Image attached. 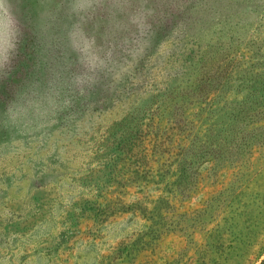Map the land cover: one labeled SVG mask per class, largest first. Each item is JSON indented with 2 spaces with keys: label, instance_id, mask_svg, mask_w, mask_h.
<instances>
[{
  "label": "rangeland",
  "instance_id": "1",
  "mask_svg": "<svg viewBox=\"0 0 264 264\" xmlns=\"http://www.w3.org/2000/svg\"><path fill=\"white\" fill-rule=\"evenodd\" d=\"M0 264H264V0H0Z\"/></svg>",
  "mask_w": 264,
  "mask_h": 264
},
{
  "label": "trees",
  "instance_id": "2",
  "mask_svg": "<svg viewBox=\"0 0 264 264\" xmlns=\"http://www.w3.org/2000/svg\"><path fill=\"white\" fill-rule=\"evenodd\" d=\"M225 77H223V79H224ZM223 79L221 80V78L220 77H218V78H216V80H217V84L215 85L216 87H219L220 86V84H222L223 85ZM210 82H211V80H210ZM212 84H214V83H212ZM202 146V148L205 146V145H201ZM201 148V147H200ZM205 148V147H204ZM184 149H182V151H183ZM204 150V149H203ZM207 150V149H206ZM204 151L205 152V155L206 154H208L207 152L208 151ZM201 151V150H200Z\"/></svg>",
  "mask_w": 264,
  "mask_h": 264
}]
</instances>
